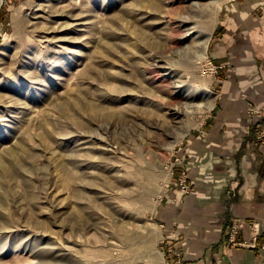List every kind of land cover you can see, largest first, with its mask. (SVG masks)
<instances>
[{
	"label": "rangeland",
	"instance_id": "374dc122",
	"mask_svg": "<svg viewBox=\"0 0 264 264\" xmlns=\"http://www.w3.org/2000/svg\"><path fill=\"white\" fill-rule=\"evenodd\" d=\"M233 1L0 0V161L15 150L7 170L0 163V264H189L172 244L160 248L156 213L167 190L191 191L181 150L212 107L178 113L166 84L214 104L219 66L200 59V41L210 35L208 53ZM161 44L164 70L150 78L143 69ZM72 96L80 104L61 110ZM245 113L264 144L254 134L264 107L246 100ZM232 225L239 244L228 241ZM255 228L243 241L232 219L223 242L264 252Z\"/></svg>",
	"mask_w": 264,
	"mask_h": 264
},
{
	"label": "crops",
	"instance_id": "0c3cea01",
	"mask_svg": "<svg viewBox=\"0 0 264 264\" xmlns=\"http://www.w3.org/2000/svg\"><path fill=\"white\" fill-rule=\"evenodd\" d=\"M207 54L219 66L214 104L181 150L191 191L171 188L159 202L160 248L172 244L189 264H264V252L222 239L232 219L241 240L251 241L252 224L256 242L264 239V144L254 141L253 119L245 113L246 100L264 107V0L227 3Z\"/></svg>",
	"mask_w": 264,
	"mask_h": 264
},
{
	"label": "bare ground",
	"instance_id": "6f19581e",
	"mask_svg": "<svg viewBox=\"0 0 264 264\" xmlns=\"http://www.w3.org/2000/svg\"><path fill=\"white\" fill-rule=\"evenodd\" d=\"M152 1L154 2V1H159V0H147V3H151ZM138 2L141 5L143 4L141 2V0H138ZM179 27H185L186 30L190 31V29H191V19L189 18V16H183L180 19ZM209 38H210V35H208L205 38V40L200 41V44H203V50L201 49L202 53L199 54L200 55L199 57H200L201 60H202V58L204 59L207 56L206 49H207V45H208V42H209ZM164 45L165 44H161L158 47L154 48L155 52H157L156 54L153 55L154 63L151 64V65L145 66V68L143 69V71L145 73L147 72L149 74L150 78H154V76H157V73L160 72V69L164 70L163 69L164 66L162 64L158 63L155 60V58H162V56H160V53H161ZM138 46H140V44L138 43L137 40H135L133 45L130 46V50L127 52L128 53L127 57H134V55H135L134 51L137 49ZM184 55H185L184 57H186V56L189 57L190 56L189 54H187V52ZM96 76L98 78H101V74L99 72L96 74ZM110 78L112 80H117V81L119 80V78H118V76H116V74H112ZM166 86L168 88H170V92H171L170 95H169L170 97H169L167 102L169 103L170 106L174 107V110L177 111L178 113L189 114V113L195 112V113H204V114H206L207 113L206 111L208 109H211V107H212V104L208 103L210 101H203V100H201V102L195 101L196 100L195 99L196 96L194 95V93H192L193 90L192 91L191 90H187L186 91V89H185L186 87L184 85H182L181 87L177 85L175 87L173 86V88H172V87H170L171 85L169 83V84H166ZM116 88L117 87H112V88L110 87L109 88L108 92H109L110 96H117L118 97L121 94V92L118 91ZM189 89H191V88H189ZM183 91H186L187 93L185 95H183ZM80 100L81 99H79V97L77 98L76 96H72L70 100H68L67 102H64V104H63L64 107L60 106L61 108H63L61 110H63V111H64V109L71 110V107H74L76 105V103L80 104L79 103ZM82 107L85 109L87 107V105L83 104ZM113 113H116V111L113 110ZM48 136H51L50 133L45 134V137L43 136L42 140L46 141L48 139ZM20 146H22V145H20ZM20 148L23 149L22 147H20ZM14 156H15V150H11L10 153L5 158L1 159V161H0L1 169H3V170L6 169L7 170L8 169L7 164L9 163L11 158H14ZM62 181H64L65 185H70L73 182V176L71 174H68V176H66L65 179L62 180ZM47 264H51V263L48 262ZM52 264H56V263L54 262Z\"/></svg>",
	"mask_w": 264,
	"mask_h": 264
},
{
	"label": "built area",
	"instance_id": "2783aa9c",
	"mask_svg": "<svg viewBox=\"0 0 264 264\" xmlns=\"http://www.w3.org/2000/svg\"><path fill=\"white\" fill-rule=\"evenodd\" d=\"M248 111L251 113L254 112L253 108H249ZM254 134L256 139L264 141V121L254 126ZM181 190H187V185L184 182H181ZM229 231L228 241L232 244H239L236 242L237 226L232 225ZM262 247L264 248V244Z\"/></svg>",
	"mask_w": 264,
	"mask_h": 264
}]
</instances>
